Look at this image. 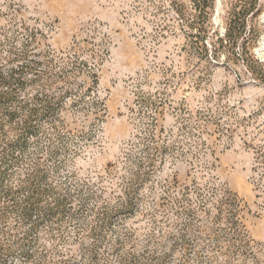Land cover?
<instances>
[{
	"label": "rangeland",
	"instance_id": "rangeland-1",
	"mask_svg": "<svg viewBox=\"0 0 264 264\" xmlns=\"http://www.w3.org/2000/svg\"><path fill=\"white\" fill-rule=\"evenodd\" d=\"M264 0H0V264H264Z\"/></svg>",
	"mask_w": 264,
	"mask_h": 264
},
{
	"label": "water",
	"instance_id": "water-1",
	"mask_svg": "<svg viewBox=\"0 0 264 264\" xmlns=\"http://www.w3.org/2000/svg\"><path fill=\"white\" fill-rule=\"evenodd\" d=\"M262 20H264V14L262 15Z\"/></svg>",
	"mask_w": 264,
	"mask_h": 264
}]
</instances>
